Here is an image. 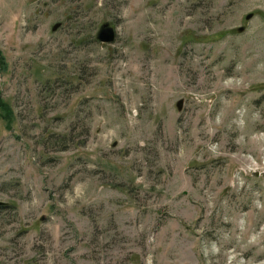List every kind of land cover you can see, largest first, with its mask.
I'll return each instance as SVG.
<instances>
[{"label":"rangeland","instance_id":"1","mask_svg":"<svg viewBox=\"0 0 264 264\" xmlns=\"http://www.w3.org/2000/svg\"><path fill=\"white\" fill-rule=\"evenodd\" d=\"M0 264H264V0H0Z\"/></svg>","mask_w":264,"mask_h":264},{"label":"water","instance_id":"2","mask_svg":"<svg viewBox=\"0 0 264 264\" xmlns=\"http://www.w3.org/2000/svg\"><path fill=\"white\" fill-rule=\"evenodd\" d=\"M98 39L103 43H111L116 39L115 29L108 24L103 26L98 34Z\"/></svg>","mask_w":264,"mask_h":264}]
</instances>
